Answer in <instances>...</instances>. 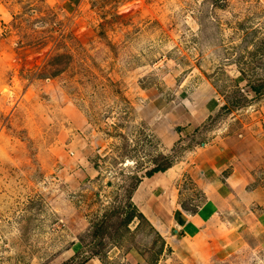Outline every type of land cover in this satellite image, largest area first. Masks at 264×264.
<instances>
[{"label":"rangeland","instance_id":"1","mask_svg":"<svg viewBox=\"0 0 264 264\" xmlns=\"http://www.w3.org/2000/svg\"><path fill=\"white\" fill-rule=\"evenodd\" d=\"M228 135L264 145V0H0V264H264V239L162 234L129 201Z\"/></svg>","mask_w":264,"mask_h":264},{"label":"crops","instance_id":"2","mask_svg":"<svg viewBox=\"0 0 264 264\" xmlns=\"http://www.w3.org/2000/svg\"><path fill=\"white\" fill-rule=\"evenodd\" d=\"M186 109L177 103L164 115L177 138L196 128ZM201 143L187 146L165 170L141 178L130 203L162 234L181 233L183 239L210 246L224 243L232 233L245 241L263 240L264 145L229 135ZM188 189L201 193L202 202L192 213L179 204V196Z\"/></svg>","mask_w":264,"mask_h":264},{"label":"trees","instance_id":"3","mask_svg":"<svg viewBox=\"0 0 264 264\" xmlns=\"http://www.w3.org/2000/svg\"><path fill=\"white\" fill-rule=\"evenodd\" d=\"M169 167V165H167L166 166V168H168ZM166 168H164V169H152L149 173H147L145 176H150L152 173H154V172H158V171H163V170H165Z\"/></svg>","mask_w":264,"mask_h":264},{"label":"built area","instance_id":"4","mask_svg":"<svg viewBox=\"0 0 264 264\" xmlns=\"http://www.w3.org/2000/svg\"><path fill=\"white\" fill-rule=\"evenodd\" d=\"M203 145H204V143H201V144H200V146H203Z\"/></svg>","mask_w":264,"mask_h":264}]
</instances>
